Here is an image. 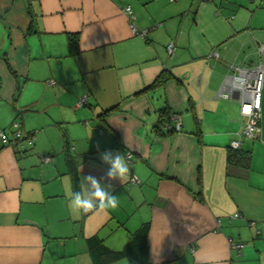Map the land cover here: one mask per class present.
<instances>
[{
	"label": "crops",
	"instance_id": "crops-1",
	"mask_svg": "<svg viewBox=\"0 0 264 264\" xmlns=\"http://www.w3.org/2000/svg\"><path fill=\"white\" fill-rule=\"evenodd\" d=\"M256 2L0 0V131L9 140L17 122L33 138L19 151L0 141V264H92L87 238L119 251L144 223L148 264H264L256 146L245 150L239 136L237 100L218 96L232 65L262 64ZM125 7L137 29L153 28L144 39L131 33ZM161 73L168 80L150 87ZM162 107L179 117V132L157 129ZM263 119L264 80L261 135ZM234 140L251 153L248 169L227 165ZM105 150L131 154L130 176L111 182L119 206L71 210L80 178L104 177Z\"/></svg>",
	"mask_w": 264,
	"mask_h": 264
},
{
	"label": "built area",
	"instance_id": "built-area-1",
	"mask_svg": "<svg viewBox=\"0 0 264 264\" xmlns=\"http://www.w3.org/2000/svg\"><path fill=\"white\" fill-rule=\"evenodd\" d=\"M123 13L129 19V29L132 34L144 39L146 37V33L153 29H137L132 22L134 16L128 7L123 9ZM173 50L172 44H168L166 46V51L169 55L173 52ZM258 52L260 55L264 53V44L259 46ZM217 56L216 52H212L209 54L208 58H217ZM229 71L230 74L225 77L223 85L218 92V96L228 100L233 98L237 100L239 103V114L243 120L239 136L247 139H257L260 134L258 124L261 118V92L264 80L263 66L260 62L251 67L232 65ZM85 104L86 99L82 97L77 100L76 107H81ZM167 127L175 132H179L181 130L179 117L171 115L169 126ZM11 130L12 134L9 140L6 138L5 133L0 131V141L3 145L9 146L15 151H19L24 148V146L31 147L33 145L32 136L23 135L20 130L19 123L13 122L11 124ZM229 148L231 150H239L241 149V143L237 140L231 141ZM49 161V157H41L40 159L41 163H48ZM137 182V179L133 177L129 179L130 184H136ZM234 217H236V215ZM233 247L239 251L242 248V245L234 244Z\"/></svg>",
	"mask_w": 264,
	"mask_h": 264
},
{
	"label": "trees",
	"instance_id": "trees-1",
	"mask_svg": "<svg viewBox=\"0 0 264 264\" xmlns=\"http://www.w3.org/2000/svg\"><path fill=\"white\" fill-rule=\"evenodd\" d=\"M67 55L74 56L77 54L78 39L76 35L66 37ZM169 78V75L161 73L150 87L164 84ZM20 86L15 87V96L18 94ZM15 101V100H14ZM104 113H107L105 111ZM158 122L157 129L162 128L164 125H169L170 117L173 115L166 107H162L158 110ZM166 132H171L167 130ZM66 163L69 165V173L74 169L73 165L70 164L68 157L66 156ZM251 161L250 151L231 150L226 156L227 165L241 166L242 168L248 169ZM72 163V162H71ZM73 168V169H72ZM149 229V224H142L136 231L128 235V240L124 247L119 251H112L102 244V241L97 236H91L87 238L86 244L89 255L91 257L92 264H107L109 262H116L119 260H127L129 264H148L147 262V248L146 238Z\"/></svg>",
	"mask_w": 264,
	"mask_h": 264
},
{
	"label": "clouds",
	"instance_id": "clouds-1",
	"mask_svg": "<svg viewBox=\"0 0 264 264\" xmlns=\"http://www.w3.org/2000/svg\"><path fill=\"white\" fill-rule=\"evenodd\" d=\"M99 150V145H97ZM99 159L106 166L104 177L92 174L80 178L79 190L71 193L69 208L75 212L87 214L108 211L119 206L120 197L113 194L112 181L120 182L131 174V154L105 150L99 152ZM107 181V182H105Z\"/></svg>",
	"mask_w": 264,
	"mask_h": 264
},
{
	"label": "rangeland",
	"instance_id": "rangeland-1",
	"mask_svg": "<svg viewBox=\"0 0 264 264\" xmlns=\"http://www.w3.org/2000/svg\"><path fill=\"white\" fill-rule=\"evenodd\" d=\"M264 4V0H257L256 2V7L259 6V9L256 10L255 15L253 17V23L252 26L256 27V26H263V30H257V34L259 35H263L264 36V5H259V4ZM261 6V7H260ZM262 41L264 42V38L262 39ZM261 56V62L264 65V53ZM30 90V88H28ZM26 98V95L24 96L23 99ZM27 114L24 116V120L27 121L26 119ZM264 124V119H263V123ZM262 130V134H260V137H258L255 140H250V139H245L246 144L244 145V147L246 146L245 150H252V148L255 147V151H254V163H255V168L254 170H252L253 173V177H257V186L260 187H264V175H262L263 171H257L256 166L259 167L260 169H262L264 167V147L261 148L259 146H257L258 144H264V128H261ZM253 152V151H251ZM253 154V153H252ZM252 159V161H253ZM40 161V160H39ZM67 172V171H65ZM60 261V260H58Z\"/></svg>",
	"mask_w": 264,
	"mask_h": 264
}]
</instances>
